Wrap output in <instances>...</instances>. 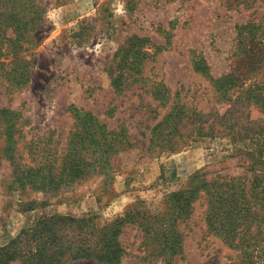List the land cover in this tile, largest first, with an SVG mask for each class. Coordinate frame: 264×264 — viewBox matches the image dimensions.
<instances>
[{
    "label": "rangeland",
    "instance_id": "374dc122",
    "mask_svg": "<svg viewBox=\"0 0 264 264\" xmlns=\"http://www.w3.org/2000/svg\"><path fill=\"white\" fill-rule=\"evenodd\" d=\"M36 3L43 10L45 24L40 43L29 52V83L13 89L0 71V109L18 117L8 134L6 122L0 121V246L40 217H85L89 219L85 230L92 234L95 225L122 217L132 208L158 214L165 210L166 199L184 189L195 174H202L206 181L250 179L251 163L242 156L244 142L239 138H264V111L247 105L243 97L224 102L211 81L195 71L193 61L203 59L213 78L236 66L238 34L249 23L264 24V0ZM121 5L123 14L118 11ZM138 44L147 52L140 61L141 79L119 87L112 76L133 67L134 61L123 55ZM174 102L186 112L169 137L175 150L149 149L151 138H158L157 144L167 138V125L154 128ZM86 112L117 134L122 149L98 147L93 154L92 143L88 158L95 162V173L80 181L69 180L56 190H22L14 185L5 138H19L15 164L35 166L42 155L50 157L65 149L66 143L75 142L82 126L89 129V123L80 118ZM192 112L202 116L193 118ZM88 138L96 137L90 134ZM245 142L254 147L251 140ZM261 168L264 172V164ZM206 209V198L201 195L194 202L192 216L178 226L182 251L174 257L175 264H238L239 252L208 231ZM119 241L126 252L119 264H137L143 253L141 230L136 224H126Z\"/></svg>",
    "mask_w": 264,
    "mask_h": 264
},
{
    "label": "trees",
    "instance_id": "16d2710c",
    "mask_svg": "<svg viewBox=\"0 0 264 264\" xmlns=\"http://www.w3.org/2000/svg\"><path fill=\"white\" fill-rule=\"evenodd\" d=\"M44 24L43 10L36 0H0V71L13 89H22L30 81L32 61L29 52L40 43L38 37ZM238 35L236 66L229 72L213 78L203 59L193 61L194 69L211 81L224 102H236L243 97L247 105L258 106L264 111V24L249 23ZM134 47L136 50L131 53L127 50L123 55L134 61L133 67L126 70L133 74L119 71L112 76L113 83L119 87L141 79L140 61L147 52L142 44ZM124 63L127 61L118 68H123ZM160 101L163 100L160 98ZM182 107L176 106L175 102L169 106L165 119L154 128L167 125V138H160L162 143L159 144L155 142L158 138H151L149 149L156 146L162 151L175 150V143L169 137L186 115ZM192 114L196 116L193 118L202 116ZM14 116L8 110L0 109V121L6 122L7 134L13 132L17 124L18 117ZM81 117L84 124L89 123V129L82 126L75 142L66 143L65 149L54 151L51 158L42 155L35 166L15 164L13 153L17 152L15 145L19 138H5L4 151L13 166V184L22 190H56L69 180L80 181L95 173V162L88 158L92 143L93 154L98 147L105 151L122 149L115 132L106 130L87 112ZM171 121L176 122L171 124ZM81 132L84 135L80 137ZM90 134L96 138H88ZM231 139L233 142L234 138ZM239 139L244 142L242 156L251 163L250 179L242 176L206 181L202 174H195L184 189L166 199L163 212L153 214L132 208L122 217L95 225L92 234L85 230L89 224L85 217L76 220L56 215L40 217L15 239L0 246V264L14 261L21 264H67L89 260L97 264H119L126 254L119 241L126 224H136L142 232L143 253L137 257V264H175L174 257L182 251L178 226L192 216L194 202L201 195L207 202L205 222L208 231L220 237L228 248L239 252L241 260L238 264H264V172L261 168L264 164V138ZM249 140L254 147L246 144L245 141ZM75 227L76 234H72Z\"/></svg>",
    "mask_w": 264,
    "mask_h": 264
},
{
    "label": "clouds",
    "instance_id": "9594fccd",
    "mask_svg": "<svg viewBox=\"0 0 264 264\" xmlns=\"http://www.w3.org/2000/svg\"><path fill=\"white\" fill-rule=\"evenodd\" d=\"M118 11H119L121 14H123V6H122V5H121V8L118 9Z\"/></svg>",
    "mask_w": 264,
    "mask_h": 264
}]
</instances>
